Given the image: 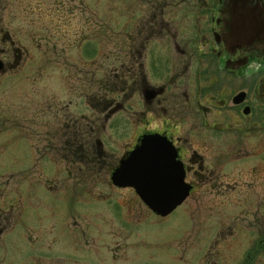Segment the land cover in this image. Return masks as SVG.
<instances>
[{
    "label": "flooded vegetation",
    "instance_id": "obj_1",
    "mask_svg": "<svg viewBox=\"0 0 264 264\" xmlns=\"http://www.w3.org/2000/svg\"><path fill=\"white\" fill-rule=\"evenodd\" d=\"M144 2L139 29L136 26L140 37L126 41L121 67L123 104L117 103L109 89L103 96L111 95L110 99L95 98L96 104H90L95 118H84L77 107L81 93H70L67 104L55 109V123L70 131L64 132V158L80 164L64 168L63 173L82 175L84 150L97 156L103 154L102 143L94 138V132L86 135L84 127L92 130L97 124L109 122L119 111L129 114L123 123L126 127L132 124L131 112L137 114L138 124L133 123L130 142L110 168L106 183L120 199L94 201L97 208H105L106 215L114 213L111 216L118 220L116 236L122 241L115 245L120 253L110 254L112 261L122 259L126 263V229L131 226L126 224V205H130L143 209L144 221L148 215L153 216L149 224L160 230L164 220L184 211L179 222L167 226L153 239L157 245L164 234L175 230L170 242L165 243L178 241L175 249L163 252V259L162 252L155 251L162 259L155 264H196L194 225L187 208L189 203L205 200L223 208L225 215L214 233L213 245L222 248L214 257L208 248L203 263L226 264L229 259L234 264H254L259 245L264 249V231L257 230L259 223L264 225V0ZM3 10L0 7V80L17 68L20 60L12 35L2 28ZM75 79L81 80L80 76ZM151 136L162 140L174 153L177 172L188 189L184 201L163 217L149 210L132 187H118L111 181L119 161ZM250 161L253 164L243 169V163ZM18 187L11 189L17 192ZM47 188L43 190L47 195L59 197L48 200L46 206L49 214H54L49 234L51 228L58 235L67 233V221L71 227L80 228L78 209L84 203L81 184ZM3 197L0 192V199ZM12 211L0 208V238ZM57 212L61 219L54 222ZM243 236H247L248 245L239 249ZM147 242L152 240L145 239V247ZM57 264L68 263L62 257Z\"/></svg>",
    "mask_w": 264,
    "mask_h": 264
},
{
    "label": "rangeland",
    "instance_id": "obj_2",
    "mask_svg": "<svg viewBox=\"0 0 264 264\" xmlns=\"http://www.w3.org/2000/svg\"><path fill=\"white\" fill-rule=\"evenodd\" d=\"M0 7L4 9L2 28L12 35L14 48L20 51L17 68L0 80V192L4 194L0 208L13 210L0 238V264H57L62 257L68 264L74 260L76 264L161 261L163 252L176 248V240L171 245L165 243L170 242L175 230L164 234L157 245L153 239L167 226L179 222L184 211L164 220L160 230L159 226L149 224L153 216L148 215L144 221L142 208L126 205V224L131 226L126 229L124 263L110 257L120 253L119 248L115 250V245L122 241L116 236L118 220L111 216L114 213L106 215L105 208H97L94 203L120 199L106 183L110 168L130 142L133 123L138 124L137 114L131 112L132 124L126 127L123 123L129 114L119 111L109 122L97 124L92 130L83 128L86 135L94 132V138L102 143L103 154L97 156L84 150L81 161L84 170L79 176L63 173L64 168L80 164L64 158L67 129L54 121L55 109L67 104L70 93H81L76 103L84 118H95L90 104L95 105L96 99H110L111 95L103 96L109 89L117 103L123 104L121 67L126 41L140 37L136 26L139 29L140 13L146 7L144 0H0ZM76 76L81 80H76ZM251 164L252 161L243 163L242 167ZM61 184H81L84 201L78 209L81 227H71L67 221V233L58 235L51 228L49 234L54 214H49L46 206L48 200L59 197L49 196L43 190ZM15 185L19 186L17 192L12 191ZM224 211L205 200L189 203L187 215L194 225L196 264H204L203 255L208 248L211 247L212 257L222 248L213 244ZM60 216L57 212L54 222L60 221ZM257 230L264 231V225L259 223ZM147 238L152 242L145 247ZM246 238L242 237L239 249L248 245ZM258 250L254 264H264V249L259 245ZM155 251L162 252V259ZM226 264L234 263L228 259Z\"/></svg>",
    "mask_w": 264,
    "mask_h": 264
},
{
    "label": "water",
    "instance_id": "obj_3",
    "mask_svg": "<svg viewBox=\"0 0 264 264\" xmlns=\"http://www.w3.org/2000/svg\"><path fill=\"white\" fill-rule=\"evenodd\" d=\"M177 171L174 153L162 140L151 136L144 138L127 158L119 161L111 181L118 187H132L149 210L163 217L179 206L188 194L183 176Z\"/></svg>",
    "mask_w": 264,
    "mask_h": 264
}]
</instances>
